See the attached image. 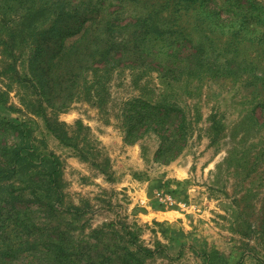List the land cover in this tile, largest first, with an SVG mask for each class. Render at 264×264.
<instances>
[{"label": "rangeland", "instance_id": "374dc122", "mask_svg": "<svg viewBox=\"0 0 264 264\" xmlns=\"http://www.w3.org/2000/svg\"><path fill=\"white\" fill-rule=\"evenodd\" d=\"M0 264H264V0H0Z\"/></svg>", "mask_w": 264, "mask_h": 264}]
</instances>
